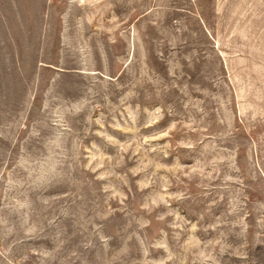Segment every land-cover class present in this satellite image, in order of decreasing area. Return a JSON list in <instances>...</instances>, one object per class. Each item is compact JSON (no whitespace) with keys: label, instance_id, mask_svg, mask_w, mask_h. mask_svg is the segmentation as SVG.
<instances>
[{"label":"rangeland","instance_id":"rangeland-1","mask_svg":"<svg viewBox=\"0 0 264 264\" xmlns=\"http://www.w3.org/2000/svg\"><path fill=\"white\" fill-rule=\"evenodd\" d=\"M0 264H264V0H0Z\"/></svg>","mask_w":264,"mask_h":264}]
</instances>
